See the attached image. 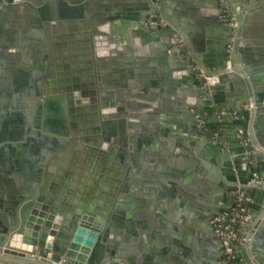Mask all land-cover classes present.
Listing matches in <instances>:
<instances>
[{
	"label": "water",
	"instance_id": "obj_1",
	"mask_svg": "<svg viewBox=\"0 0 264 264\" xmlns=\"http://www.w3.org/2000/svg\"><path fill=\"white\" fill-rule=\"evenodd\" d=\"M173 1L193 18L187 21L195 24L193 8H181L180 0ZM223 1L237 6L235 0ZM250 2L238 5L242 14L249 11ZM167 3L0 0L5 9L26 17V24L33 28V46H38L33 66L10 109L18 118H4L0 124V154L10 147L5 141L28 140L34 135L46 148L33 166L28 165L30 177L6 199L0 198V264H218L224 245L212 223L213 216L228 212L232 189L256 191L262 187L264 193V184H246L255 170L242 177L238 167L242 161L253 169L254 159H264V151L253 147L257 140L264 146V139L255 130L257 120H264V81L256 80L248 66L240 64L247 79H242L235 69H224L228 39L222 66L215 71L217 81L196 79L198 70L185 49L169 44L172 32L180 31L164 9ZM125 8H130L132 20L115 32L112 28L116 23L110 22V16L120 15L118 10ZM153 13L160 14L167 24L149 27L147 19ZM241 13L239 31L243 35ZM220 22L227 26L229 37L231 26ZM186 25L180 24L188 32ZM128 29L131 40L126 34ZM136 40H148L147 44L159 47L160 68L142 67L141 73L166 76L167 81L169 76L174 78L178 88L170 111L177 114L176 125L184 133L179 140L192 145L191 151L160 153L173 163L169 170L175 173L172 179L183 193L175 196L174 186L170 192L164 191L163 195L174 197L168 203L176 204L177 209L173 217L157 215L164 222L158 237L163 251L160 262L151 260L149 251L153 246L144 248L141 244L150 241L146 232H150L155 220H147L145 213L131 212V202L126 201L133 190L135 174L158 153L154 144L157 130L165 125L162 108L156 102L158 82L147 77L124 80V75L132 73L123 72L125 66L139 74V60L124 58L130 49L134 54L145 49L146 45L134 44ZM179 40L184 41L182 37ZM252 43L248 40L236 47L237 62L240 63V52ZM261 72L264 74V70ZM182 75L194 82L190 89L181 88ZM228 79H239L244 95L239 94L237 99L217 97L214 89ZM123 92L138 101H122ZM249 100L253 107L243 109L242 103ZM197 115L203 120L200 127L195 124ZM230 119L234 121L233 129L227 124ZM6 121H17L20 130L14 132L16 128ZM248 122L254 135L246 131ZM141 123L147 126L144 133ZM221 129L225 136L219 134ZM26 131L28 135H24ZM246 136L249 141L241 142ZM133 137L139 141L138 148L133 144L127 148L128 139ZM153 169L158 171V166ZM168 218L175 222L170 224ZM250 219L255 229L248 232L249 247L241 246L240 251L256 252L255 257L248 253V264H264V252L255 245L256 237L264 232V195L261 207ZM130 225L134 231H141L139 244L128 242L122 234ZM171 225L175 230L168 228Z\"/></svg>",
	"mask_w": 264,
	"mask_h": 264
},
{
	"label": "crops",
	"instance_id": "obj_2",
	"mask_svg": "<svg viewBox=\"0 0 264 264\" xmlns=\"http://www.w3.org/2000/svg\"><path fill=\"white\" fill-rule=\"evenodd\" d=\"M4 1V0H3ZM159 1V0H157ZM182 5L181 8H193L194 16L197 17L195 24L189 23L188 19H193L188 13L184 10H180L178 4H175L173 0H167V4L164 6L166 12L174 19L177 29L181 33L182 39H184L185 44L189 49V54L187 57L192 59L193 64L197 67L202 68L206 73L215 74V71L222 66V62L225 58V42L228 39V28L225 24L220 21H223L221 18V10L223 9V0H180ZM236 8L239 9L238 5L243 4L246 0H235ZM166 2V0H165ZM249 11L245 10V13H241V30L243 35H241V43L239 45H245L246 41L252 40V44H247L245 49L240 52V63L243 67L248 66L249 71L252 73L258 81H264V74L261 72L264 70V0H251ZM130 8H125L124 11L118 12L120 15L114 14L110 16V22L113 23V28L115 32L119 29H124L127 25L130 24L132 20V14L130 13ZM246 9V8H245ZM120 18L117 20L116 17ZM199 18V19H198ZM116 20V21H115ZM199 20V21H198ZM26 17H21L15 11H10L5 9L0 5V124L3 122L4 118H18L16 114H11L17 101V94L21 89V86L24 83V79L30 72L32 68L33 59L36 57V51L38 46H33V37L32 27L26 24ZM186 24L187 31L185 32L180 24ZM226 23V22H225ZM160 35L162 32H158ZM128 40H131L132 32L128 29L126 31ZM125 34V37H126ZM126 39V38H124ZM121 43H124L121 39ZM243 41H245L243 43ZM148 40H142L136 42L139 47H144L145 49H139L140 51L134 54L131 49L125 53L124 58L128 57L130 59L139 60L140 67L138 68V73L133 71L134 68L124 67V71L132 72L127 76L124 75L125 82L130 79V77L136 78H153L157 83L158 88V100L160 107L163 111V122L164 126H161L157 133H159L155 141V149L158 153L155 154L154 159H151L152 162H149L147 166L143 167L138 173L135 174L133 190L129 193V197L126 198V201H130L131 212L135 214L145 213L147 215V220H155L150 226V232H146L149 236V242L144 241L142 246L150 245L154 248L149 253L152 256V262H160V256L162 254V243L159 240V228L160 225L164 226V222H161L158 216H170L176 213L177 209L176 204H169L168 199H172V195L166 196L163 195L164 191L168 193L173 188L175 192L173 194L180 197L181 193L177 182L173 181L172 170H169L171 160L164 157L167 152L168 154L175 155L181 151H191L192 145L190 142H187L185 139L179 140L180 135L184 134L180 131L179 127L176 125L177 114L170 111L174 103L173 93L177 90V85L174 84V78L172 79L169 76L170 81H167L166 76H144L142 67L146 68L152 66L154 69H159L162 65L161 54L159 53V47L157 44L149 45L147 44ZM149 43V42H148ZM148 45V46H147ZM123 58V57H122ZM241 73L242 79H247L248 75L243 69L237 70ZM157 72V70H156ZM261 72V73H260ZM260 74V75H259ZM137 75V76H136ZM157 77V78H156ZM196 79H200L199 75H195ZM183 82L181 88L187 90L190 89L194 82H189L188 76L182 75ZM215 80L208 82L213 83ZM166 86V87H165ZM160 89V90H159ZM217 97L220 99H237L240 95L243 94L242 83L239 79H228L226 81L220 82L214 89ZM122 101L124 102H137L138 99L131 96V94L122 93ZM244 95V94H243ZM134 107V106H133ZM230 119L227 123L231 128L233 127L234 121ZM7 124L13 125L15 129L14 132H18L17 126L19 123L17 121H6ZM232 122V123H231ZM141 132L144 133L147 131V126L144 123H141ZM257 130L260 139H264V120L258 119ZM1 126V125H0ZM228 126V127H229ZM229 127V128H230ZM250 122L247 124V133L254 135L253 129L250 131ZM144 128V129H143ZM228 128V129H229ZM233 129V128H232ZM231 129V130H232ZM146 130V131H145ZM230 130V131H231ZM156 131V130H155ZM25 133V134H24ZM24 135H28L27 131L24 132ZM223 130H219V134H223ZM230 132L226 133L229 134ZM22 134V135H23ZM241 142H243L240 139ZM10 146L2 150L0 154V198L2 200L6 199L14 189L19 188L22 183L30 177L31 172H28V165L33 166L37 161L38 157L42 156L46 148L41 141V138L38 135L29 136V139H9L5 141ZM141 142V141H140ZM258 142V140H257ZM21 143L20 145H18ZM127 148L129 145L133 144L134 148L137 147L139 141L133 137L128 139ZM244 143V142H243ZM3 142H0L2 145ZM228 144V143H227ZM233 148H236V144L230 143ZM138 148V147H137ZM249 149V148H248ZM246 149V151H248ZM239 150V149H238ZM178 151V152H177ZM162 152V154H160ZM252 156V151H248ZM183 153V152H182ZM173 164V163H172ZM158 166V171H154V166ZM252 167L245 163L238 162V167L241 172L242 177L250 175L253 170L254 174H259L263 177L262 185L264 184V159H254L252 161ZM154 171V173L152 172ZM256 172V173H255ZM259 185V184H257ZM248 190V189H247ZM250 195L249 207L251 211V216L256 209L261 207V200L263 198V189L260 187L256 191L248 190ZM179 194V195H178ZM173 195V196H174ZM169 199V200H170ZM165 202V203H164ZM163 203V204H162ZM262 220V218L260 219ZM170 224L174 223L171 218H168ZM253 219H250L243 225V230L250 232L253 230ZM155 224V228L153 226ZM132 227H136L135 224H131ZM126 228L123 230V235L126 237L128 242L133 241L139 244L141 237V231L132 228ZM171 231L175 230V227H168ZM167 228V229H168ZM255 229V228H254ZM154 233V235H153ZM142 235H145V231L142 230ZM148 239V238H147ZM256 247L264 252V232L261 235L256 237L255 241ZM249 250L240 251L239 258L240 260L246 262L248 257ZM256 251V250H253ZM249 255L252 257L256 256V252H250ZM147 260V259H146Z\"/></svg>",
	"mask_w": 264,
	"mask_h": 264
},
{
	"label": "built area",
	"instance_id": "obj_3",
	"mask_svg": "<svg viewBox=\"0 0 264 264\" xmlns=\"http://www.w3.org/2000/svg\"><path fill=\"white\" fill-rule=\"evenodd\" d=\"M223 12L221 13V18L224 22L231 26V33L228 37V42L226 44L227 49V59L224 69L230 70L240 69V64L236 60V47L241 43V34L239 31V9L231 7L223 2ZM147 23L149 27L156 28L157 26H165L167 22L158 13L151 14ZM181 34L175 30L170 36L169 44L177 47V49H185L186 56L189 54V49L184 41H180ZM194 68L198 70L197 75L204 79L206 83L211 82L216 79V74L206 73L202 68L197 67L194 64ZM253 107V102L249 100L248 102L242 103L243 109H251ZM202 118L197 115L195 121L196 126L200 127L202 125ZM250 131H251V127ZM249 134V133H248ZM244 143L249 141V137L246 136L241 138ZM254 149H261L264 151V146L255 142L253 144ZM252 151V149H248ZM263 182V177L259 174H254L247 181V185L261 184ZM232 196V205L230 206L227 213L220 212L213 216L212 223L217 227V234L220 236L224 250L222 256L219 259L218 264H246V262L240 260L239 251L241 246L249 247L248 235L249 230L246 232L243 230V225L250 220L251 211L249 207L250 195L246 188L237 187L230 191ZM251 232V230H250Z\"/></svg>",
	"mask_w": 264,
	"mask_h": 264
}]
</instances>
